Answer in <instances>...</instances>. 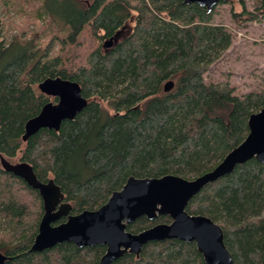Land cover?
Returning <instances> with one entry per match:
<instances>
[{
    "label": "trees",
    "instance_id": "trees-1",
    "mask_svg": "<svg viewBox=\"0 0 264 264\" xmlns=\"http://www.w3.org/2000/svg\"><path fill=\"white\" fill-rule=\"evenodd\" d=\"M15 5L27 9L26 23L7 33L0 20V156L8 162L18 156L38 181L52 180L70 205L69 215L96 210L128 177L191 180L211 171L245 138L249 115L264 106V84L238 94L227 81L206 82L205 73L228 49L232 34L211 25L212 11L195 4L15 0ZM263 17L264 4L254 12L242 5L229 16L237 26ZM110 38L115 41L102 51ZM47 78L76 83L85 105L57 131L40 129L22 142L25 122L57 101L37 90ZM166 81L173 87L164 93ZM185 212L220 228L232 264H264V166L258 161L248 160L205 185ZM41 215L37 192L0 167L2 264H97L103 246L62 243L29 252ZM169 222L167 216L141 217L125 231ZM111 264L204 263L193 243L164 240Z\"/></svg>",
    "mask_w": 264,
    "mask_h": 264
},
{
    "label": "water",
    "instance_id": "water-1",
    "mask_svg": "<svg viewBox=\"0 0 264 264\" xmlns=\"http://www.w3.org/2000/svg\"><path fill=\"white\" fill-rule=\"evenodd\" d=\"M183 3L195 4L210 13L218 0H183ZM112 39L105 40L102 47L111 46ZM172 87L173 83L166 81L163 92ZM37 90L57 101L44 104L35 117L25 122L22 142L40 129L57 131L62 121L71 120L85 105L74 82L47 78L37 85ZM247 130L242 142L211 171L191 180L171 175L152 179L128 177L121 189L112 192L102 206L77 215L68 214L70 205L64 202L62 193L52 180L41 183L28 164H12L0 156L1 169L22 180L41 199L42 215L29 252L39 253L62 243L79 249L103 246L105 252L97 264H111L123 254L137 257L142 246L149 242L177 240L193 243L204 264H232L220 228L204 216L187 214L185 207L205 185L231 173L234 167L251 159L264 166V106L249 115ZM157 216H167L170 222L155 224L135 234L125 231V227L138 218L152 221ZM60 218H65V221L54 224ZM5 259L0 253V264Z\"/></svg>",
    "mask_w": 264,
    "mask_h": 264
},
{
    "label": "rangeland",
    "instance_id": "rangeland-1",
    "mask_svg": "<svg viewBox=\"0 0 264 264\" xmlns=\"http://www.w3.org/2000/svg\"><path fill=\"white\" fill-rule=\"evenodd\" d=\"M240 3L249 12L260 9L264 4L260 0H226L213 8L209 23L227 28L232 34V42L209 67L204 77L206 82L227 81L235 93L243 94L264 84V17L238 26L233 24L229 16L231 12L241 9ZM24 11L27 9L16 6L15 0H0L2 29L7 33H16V27L26 23L22 17ZM42 24L46 26L47 22ZM109 47H103L102 51L105 52ZM9 162L18 163V156Z\"/></svg>",
    "mask_w": 264,
    "mask_h": 264
},
{
    "label": "flooded vegetation",
    "instance_id": "flooded-vegetation-1",
    "mask_svg": "<svg viewBox=\"0 0 264 264\" xmlns=\"http://www.w3.org/2000/svg\"><path fill=\"white\" fill-rule=\"evenodd\" d=\"M218 4V3H217ZM124 31V27H122L121 29H120V36L122 35V32Z\"/></svg>",
    "mask_w": 264,
    "mask_h": 264
}]
</instances>
